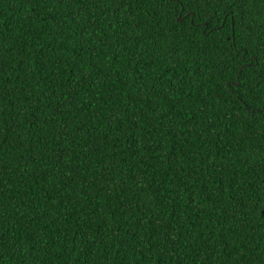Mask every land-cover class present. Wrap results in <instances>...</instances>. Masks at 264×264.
I'll return each instance as SVG.
<instances>
[{
  "label": "trees",
  "instance_id": "16d2710c",
  "mask_svg": "<svg viewBox=\"0 0 264 264\" xmlns=\"http://www.w3.org/2000/svg\"><path fill=\"white\" fill-rule=\"evenodd\" d=\"M0 264H264V0H0Z\"/></svg>",
  "mask_w": 264,
  "mask_h": 264
},
{
  "label": "water",
  "instance_id": "95a60500",
  "mask_svg": "<svg viewBox=\"0 0 264 264\" xmlns=\"http://www.w3.org/2000/svg\"><path fill=\"white\" fill-rule=\"evenodd\" d=\"M178 20L180 21L181 19L179 18Z\"/></svg>",
  "mask_w": 264,
  "mask_h": 264
}]
</instances>
